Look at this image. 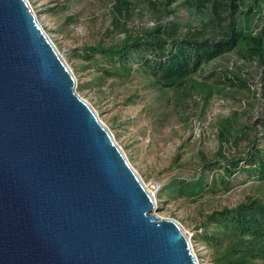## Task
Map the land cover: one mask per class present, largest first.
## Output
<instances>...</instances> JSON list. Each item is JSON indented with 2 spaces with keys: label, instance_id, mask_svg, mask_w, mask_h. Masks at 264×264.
I'll return each instance as SVG.
<instances>
[{
  "label": "water",
  "instance_id": "1",
  "mask_svg": "<svg viewBox=\"0 0 264 264\" xmlns=\"http://www.w3.org/2000/svg\"><path fill=\"white\" fill-rule=\"evenodd\" d=\"M27 0H0V264H198Z\"/></svg>",
  "mask_w": 264,
  "mask_h": 264
},
{
  "label": "rangeland",
  "instance_id": "2",
  "mask_svg": "<svg viewBox=\"0 0 264 264\" xmlns=\"http://www.w3.org/2000/svg\"><path fill=\"white\" fill-rule=\"evenodd\" d=\"M131 1L135 6L131 4V12L123 17L110 10L114 0H27L40 27L75 77L76 92L94 110L152 195L156 206L153 214L177 223L188 237L198 264H208L206 252L193 239L201 217L213 210L233 208L248 196L262 195L264 183L241 173L228 191L218 186L191 199L168 198L160 193L175 176L191 175L200 156L213 159L219 155L217 128L221 119L235 116V125L252 128L264 107V53L249 55L235 48L190 72L194 80L212 85L214 94L208 101L190 89L183 94L186 84L172 88L155 85L141 69L128 78L108 76L102 71L103 63L83 58L84 48L122 39L125 31L141 35L158 23H175L180 34L203 29L202 36L216 41L227 26L209 20V5L210 9L203 6L200 10L190 6L188 0L169 7L164 0ZM238 8L235 24L252 36L261 34L264 0H245ZM170 10L174 12L168 15ZM114 21L121 26L117 28ZM245 139L230 137L222 154L241 155L230 147L234 141L245 147Z\"/></svg>",
  "mask_w": 264,
  "mask_h": 264
},
{
  "label": "trees",
  "instance_id": "3",
  "mask_svg": "<svg viewBox=\"0 0 264 264\" xmlns=\"http://www.w3.org/2000/svg\"><path fill=\"white\" fill-rule=\"evenodd\" d=\"M177 1L164 0V3L169 7ZM188 1L195 9L211 7L210 21L227 23L217 38L219 40L202 36L203 29L180 34L175 23L170 26L158 23L138 36L124 29L122 39L84 48L83 58L103 63L102 71L111 77L128 78L141 69L140 72L150 77L155 85L172 88L186 84L188 88L182 89L183 94L190 89L208 101L214 94L212 85L194 80L190 72H196L204 62L235 48L249 55L259 51L264 53V29L261 34L252 36L235 24L238 7L245 0ZM131 4L135 6L131 0H114L110 10L126 17L131 12ZM173 12L170 10L167 13L170 15ZM114 22L116 27L121 26ZM205 26L208 27L207 24ZM96 73L103 76L101 72ZM234 119L235 116H229L219 121V155L213 159L200 156L191 175L175 176L164 185L160 195L191 199L202 197L218 186L228 191L241 173L254 177L259 184L264 183V107L254 120L253 129L246 125L240 127L241 123L235 125ZM242 136L248 141L245 147H239L235 141L230 147L241 155L222 154L224 145H229L230 137L235 140ZM242 161L244 165H240ZM193 239L206 252L208 264H264V192L246 197L233 208L224 207L203 215L195 227Z\"/></svg>",
  "mask_w": 264,
  "mask_h": 264
}]
</instances>
